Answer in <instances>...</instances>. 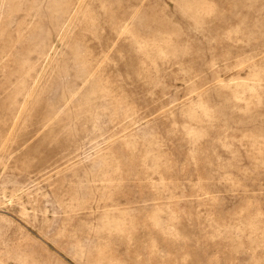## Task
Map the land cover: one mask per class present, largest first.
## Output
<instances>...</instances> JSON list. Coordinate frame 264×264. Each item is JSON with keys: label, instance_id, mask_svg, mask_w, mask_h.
<instances>
[{"label": "rangeland", "instance_id": "obj_1", "mask_svg": "<svg viewBox=\"0 0 264 264\" xmlns=\"http://www.w3.org/2000/svg\"><path fill=\"white\" fill-rule=\"evenodd\" d=\"M0 264H264V0H0Z\"/></svg>", "mask_w": 264, "mask_h": 264}]
</instances>
